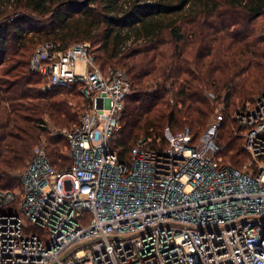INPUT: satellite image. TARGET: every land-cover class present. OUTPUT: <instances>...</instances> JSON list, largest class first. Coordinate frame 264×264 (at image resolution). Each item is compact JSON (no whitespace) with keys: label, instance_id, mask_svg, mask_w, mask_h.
<instances>
[{"label":"built area","instance_id":"2783aa9c","mask_svg":"<svg viewBox=\"0 0 264 264\" xmlns=\"http://www.w3.org/2000/svg\"><path fill=\"white\" fill-rule=\"evenodd\" d=\"M93 50L46 41L31 55L47 89L77 88L82 112L71 129L45 125L67 141L65 165H51L40 137L20 188L0 190V264H264V93L235 115L240 169L222 163L219 113L198 138L166 128L162 149L142 137L121 162L111 141L132 84Z\"/></svg>","mask_w":264,"mask_h":264},{"label":"trees","instance_id":"16d2710c","mask_svg":"<svg viewBox=\"0 0 264 264\" xmlns=\"http://www.w3.org/2000/svg\"><path fill=\"white\" fill-rule=\"evenodd\" d=\"M82 1L0 0V190L20 188L18 174L40 137L53 167L67 163V141L45 120L58 130L77 126L83 99L76 87L47 89L30 70L46 41L58 50L89 42L103 72L118 65L128 75L132 90L111 141L121 162L138 139L160 150L166 128L198 138L219 113L222 163L240 169L248 154L233 115L264 93V0Z\"/></svg>","mask_w":264,"mask_h":264},{"label":"rangeland","instance_id":"374dc122","mask_svg":"<svg viewBox=\"0 0 264 264\" xmlns=\"http://www.w3.org/2000/svg\"><path fill=\"white\" fill-rule=\"evenodd\" d=\"M37 43H34V44H31L30 45V47H29V50H28V52L30 53L31 52V50H32V48L36 45ZM114 66H116V67H119V68H121V66H118V65H114ZM122 69V68H121ZM261 94V93H260ZM259 94H257L256 96H258ZM256 96H255V98H256ZM77 96L76 95H72V96H69V101H70V104L72 105V107L74 106V108H75V105L77 104ZM253 100H255V99H253ZM252 100V101H253ZM246 101H244V103H245ZM250 102V101H249ZM241 105L242 104H239L238 103V105H237V108L236 109H239L240 107H241ZM222 106V105H221ZM221 106H219L218 105V109L220 108L221 109ZM98 107H101V101L99 100L98 101ZM74 110V109H73ZM236 112H234V115L233 116H235L236 114H235ZM78 116H79V114H78ZM213 118V117H212ZM212 118H210V120H209V122L207 123V125H206V127H205V130H206V128L208 127V125H209V123H210V121H211V119ZM79 119H80V116H79ZM46 124L48 125V126H50V127H52V128H54V129H56V130H58L53 124H52V122L47 118L46 120ZM236 126H238L237 124H236ZM204 130V131H205ZM61 146H62V144H60ZM65 149V147L63 148V150ZM222 160H223V158H222ZM226 162V161H225ZM67 189L69 188V183L68 182H65V185H64Z\"/></svg>","mask_w":264,"mask_h":264},{"label":"water","instance_id":"95a60500","mask_svg":"<svg viewBox=\"0 0 264 264\" xmlns=\"http://www.w3.org/2000/svg\"><path fill=\"white\" fill-rule=\"evenodd\" d=\"M80 4H82V5L87 4V0H83Z\"/></svg>","mask_w":264,"mask_h":264}]
</instances>
